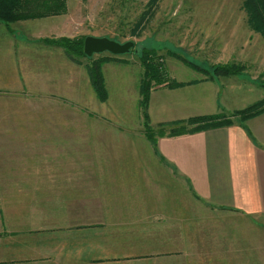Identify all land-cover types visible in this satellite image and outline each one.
<instances>
[{
  "label": "crops",
  "instance_id": "0c3cea01",
  "mask_svg": "<svg viewBox=\"0 0 264 264\" xmlns=\"http://www.w3.org/2000/svg\"><path fill=\"white\" fill-rule=\"evenodd\" d=\"M50 19L0 22V112L15 106L8 104V93L20 107L48 97L42 104L50 105L54 128L37 121L35 131L24 125L20 131L0 130V155L9 149L10 156L35 158L32 167L21 160L22 167L7 173L0 168V194L3 187L31 189L23 193L25 201L50 202L52 228L60 221L64 236L78 241L80 251L95 254L86 264H101L104 257H116L106 264H118L117 258L126 264H184L189 259L194 264H264L262 72L258 78L241 71L154 86L146 113L155 127L200 115H228L258 103L263 110L248 119L231 116L230 125L163 134L153 142L140 119L143 71L136 75V69L119 62L120 56L112 57L111 67L110 62L103 65L108 110L100 106L88 78L69 82L67 75L50 81V69L70 66L61 49L50 50L46 35L36 36L50 31ZM86 75L84 70L80 74ZM18 91L27 92L24 100ZM64 111L76 116L66 117ZM25 113L27 123L39 116L38 110ZM5 120L0 117V125L6 126ZM53 157L62 162L52 163ZM39 233L24 230L18 247L30 241L26 236ZM10 252L4 256L16 251Z\"/></svg>",
  "mask_w": 264,
  "mask_h": 264
},
{
  "label": "rangeland",
  "instance_id": "374dc122",
  "mask_svg": "<svg viewBox=\"0 0 264 264\" xmlns=\"http://www.w3.org/2000/svg\"><path fill=\"white\" fill-rule=\"evenodd\" d=\"M66 1L68 7L67 13L50 15V18H52L50 19V31L40 30L36 35L42 37L47 36L48 38L44 40L46 43L50 44V50H53V48L61 49L70 63L68 70L62 69L63 71H61L59 69H50V81L56 77L65 78L69 75L67 76L69 82H71V79L75 78L76 80L78 79V81H80L81 78H88L93 85L88 70L90 61L82 57L75 58L71 55L69 56L63 47L55 45L52 41L66 37L75 38L80 35H95L118 37L119 40L117 41L120 42L133 40L136 43L135 47L139 51L145 47L157 50L158 54L162 55L161 59H163L164 69L168 74V79H173L174 81L179 80L178 82L183 84L187 83V81L183 80H189L191 78L201 79L202 77L214 78L230 76L224 73L219 74L215 70L216 67H226L228 65L233 66V69L231 68V75H236L241 71H248L258 78L262 72L260 78H262L264 82V34L252 28L248 18V11H246L244 6L246 0ZM153 1H155V3ZM56 51H58V49ZM50 52L53 54L56 53L55 51ZM118 56H120L119 62L127 64L128 66L126 65V67H129V69L137 70L135 73L136 75L139 70L143 71V65L140 62L139 56L137 53H134V51ZM55 57L54 59H56ZM64 62H66V60H64ZM109 62L111 67L115 60L111 58L110 61H107V63ZM83 70L86 71V76H80ZM108 75L110 76V74ZM105 82L106 80L104 77V83ZM93 87L100 101V106L108 110V104L105 103L108 98L106 83V99L100 96L94 85ZM137 89L138 87L136 88L135 86V90L132 88V91L136 93ZM47 93L49 92H46V94ZM15 94L20 95L19 99L21 97V100H24L27 92L18 91V93ZM12 95L14 94L8 93V98L6 99H8V104L15 106L7 107L6 113L0 112V117L6 116L5 122L3 121L6 126L1 124L0 130L20 131L23 130L22 127L24 125L26 130L35 131L37 125L33 122L37 121L41 124L40 127L44 126L45 129L50 127V131L54 130L50 125V105L42 104L46 103L44 100L49 99L48 97L33 99L32 103L27 102V104L29 103L27 107H20L19 103L21 102L12 100ZM66 109L73 110L72 108ZM27 110L30 112L38 110L39 116L36 115L37 120L35 117H31L29 120L31 123H27V118L25 117L27 115L25 113ZM142 110L143 116L140 114V119L144 120L143 107ZM40 112L48 113L49 116L42 118L43 114ZM64 112L66 114L62 113L60 116L63 114H65L66 117L68 114L76 116V112ZM99 115L101 114L99 113ZM22 122L25 123L23 124ZM158 126L159 125H157V127ZM77 128L78 127H76V129ZM8 150L9 149H6L4 154L0 155V168H2V166L6 168V173L7 171H11V169L22 167L23 165H20L21 160L24 165L32 162L29 167H32L34 164V157L33 160H30L22 155L10 156V154L7 153ZM51 162L59 163L62 162V160L59 157H53L51 158ZM29 173L32 174V171L29 170ZM45 178L47 179V175H45ZM26 191L30 192L31 189H16L13 187H3L1 189L0 264L92 263L94 260L92 258L95 257V254L86 252L88 249L86 251H80V244L78 241H74V239L68 235L64 236V229L62 230L60 226H57V224H61L60 221H56L52 228L50 225V209L54 208L50 205V202H44V204L25 201L26 196L24 197L23 193ZM16 192L20 194V199L15 196L14 193ZM4 195L6 196L4 197ZM44 199L48 200V198H43L41 200ZM55 207L57 206L55 205ZM60 208L62 207L60 206ZM60 208L57 207V210L61 211L62 209L60 210ZM21 230L40 233L37 236H26L27 238L30 237V241L18 247L16 242L22 238L21 232L23 231ZM51 230L54 231L55 234L50 235ZM51 243L52 245H50ZM9 247H11V249ZM65 248L68 252L63 251ZM57 249H59V251H56ZM7 251L8 253H11L10 251L16 252L15 255L11 257L9 254L5 257L4 254ZM124 254L129 255V253H120L119 256L123 257ZM87 255L89 257H86ZM103 255L111 257L105 253ZM187 255L190 254L188 253ZM115 258L104 257L101 259V264H106L108 261L115 263ZM131 258L132 257L128 259ZM117 260H119L118 264H126L123 262L126 261L125 258H117ZM129 261L130 263L128 264H146L142 260ZM188 261L186 263L184 262V264H194V262ZM110 262L109 264H111ZM173 263L174 262L171 264ZM147 264H149V262ZM154 264H159V262H155ZM162 264L167 263L163 262Z\"/></svg>",
  "mask_w": 264,
  "mask_h": 264
},
{
  "label": "trees",
  "instance_id": "16d2710c",
  "mask_svg": "<svg viewBox=\"0 0 264 264\" xmlns=\"http://www.w3.org/2000/svg\"><path fill=\"white\" fill-rule=\"evenodd\" d=\"M155 3V1H153ZM251 26L264 34V0H246L244 3ZM66 0H0V21L4 23L18 22L26 19H37L45 16L67 13ZM146 14V13H145ZM144 17V16H143ZM87 35H80L75 38H61L53 40L52 43L63 47L68 55L75 58H85L90 61L89 74L93 85L103 99H106L105 83L102 66L112 57L118 55L110 52L94 54L89 57L84 52V40ZM119 40L118 37H111ZM50 42V41H49ZM137 50V51H136ZM137 53L143 65V74L140 83L141 105L144 108V131L151 141H156L157 136L163 134L181 135L184 133L196 132L209 127L230 125L233 123L231 116L248 119L259 114L263 110V103L250 105L242 110L222 116L200 115L181 120L171 125L160 124L157 128L150 124V119L146 113V108L150 99V94L154 86L167 84L171 86L183 85V83L168 79V74L164 69L162 55L157 50L145 47L142 50L135 49L130 52ZM196 65V64H195ZM198 66V65H196ZM233 66L216 67L219 74L231 75ZM233 69V68H232ZM206 70V69H205ZM208 70V69H207ZM215 72V71H213ZM215 74V73H214Z\"/></svg>",
  "mask_w": 264,
  "mask_h": 264
},
{
  "label": "water",
  "instance_id": "95a60500",
  "mask_svg": "<svg viewBox=\"0 0 264 264\" xmlns=\"http://www.w3.org/2000/svg\"><path fill=\"white\" fill-rule=\"evenodd\" d=\"M135 46L136 43L133 40L120 42L108 36L87 35L84 40V52L89 57L104 52L116 55L126 54Z\"/></svg>",
  "mask_w": 264,
  "mask_h": 264
}]
</instances>
